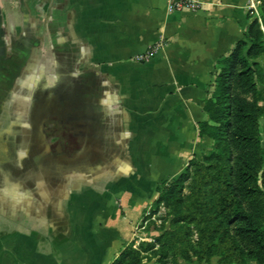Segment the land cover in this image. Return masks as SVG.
Listing matches in <instances>:
<instances>
[{
	"label": "crops",
	"instance_id": "obj_1",
	"mask_svg": "<svg viewBox=\"0 0 264 264\" xmlns=\"http://www.w3.org/2000/svg\"><path fill=\"white\" fill-rule=\"evenodd\" d=\"M198 1L0 0V264H112L203 153L218 60L259 0Z\"/></svg>",
	"mask_w": 264,
	"mask_h": 264
},
{
	"label": "trees",
	"instance_id": "obj_2",
	"mask_svg": "<svg viewBox=\"0 0 264 264\" xmlns=\"http://www.w3.org/2000/svg\"><path fill=\"white\" fill-rule=\"evenodd\" d=\"M262 11L264 15V7ZM244 36L218 60L214 90L204 103L207 119L198 123L200 136L214 143L202 159L193 157L155 200V206L166 202L174 216L173 228L156 240L163 250L175 245L188 264H209L213 257L219 264H264V105L259 102L264 90L257 83L264 72L259 61L264 58V31L256 15ZM193 228L199 235L195 244L189 240ZM155 246L143 244L146 251ZM112 264H144L141 250L129 244Z\"/></svg>",
	"mask_w": 264,
	"mask_h": 264
},
{
	"label": "rangeland",
	"instance_id": "obj_3",
	"mask_svg": "<svg viewBox=\"0 0 264 264\" xmlns=\"http://www.w3.org/2000/svg\"><path fill=\"white\" fill-rule=\"evenodd\" d=\"M263 7H264L263 2L259 0L258 6L256 8V11L258 13L255 12V15L259 19L261 23V28L264 31V15L262 11ZM259 61L264 65V58L259 59ZM263 71H264V66H263ZM262 74H263L262 78L259 79L257 83H258V88L264 90V72ZM248 99H252V96L248 95ZM259 102L260 104L264 105V100H260ZM260 132H261V142H262V145L264 146V116L260 119ZM213 143L214 141L211 138H209L206 149L203 151L202 154H200L198 159H202L204 153H206L211 148ZM172 178L167 179L165 183L162 182L160 184V186L158 187V197L161 193L160 189L167 188ZM189 194H190V183L188 182L186 183V186L183 192V197L185 198V202L189 201L188 200ZM209 195H210L209 199L212 202L215 201V195L212 193H210ZM150 200H147V203H149ZM147 210H151L152 213L148 217L150 221L146 225L144 224V222L143 223L141 222L144 219V216ZM173 219H174V216L171 213V208L168 204H166V202H162L158 206H155V201H154L143 211L141 217L134 225V228H133V238L134 239L132 243L130 244H132V247L134 249L141 250V257H142V261L144 264H157L158 261L164 262L165 264H188L179 255V253L177 252L175 248V245L172 247L166 246L165 247L166 251H165L160 246V243L156 240L157 236H160L161 234H163L164 231H169L173 228L174 226ZM218 220H223V219L218 217ZM141 224H144L145 227L142 230L137 232L136 228L137 227L142 228ZM136 233L138 234L136 235ZM198 238H199V235L194 229L191 236L189 237V240L192 244H195ZM145 243H155L156 246L154 247L153 250L146 251L143 247V244Z\"/></svg>",
	"mask_w": 264,
	"mask_h": 264
},
{
	"label": "built area",
	"instance_id": "obj_4",
	"mask_svg": "<svg viewBox=\"0 0 264 264\" xmlns=\"http://www.w3.org/2000/svg\"><path fill=\"white\" fill-rule=\"evenodd\" d=\"M171 9L173 10H184V9H189L192 11H196L201 7V3L198 0H171V4H170ZM253 10H255L256 13H258L256 11V8L253 6L252 7ZM161 42L155 44L154 46H152L151 48L147 49L146 51L138 54L136 56V59L138 61H147L151 58H153L155 56V54L157 53V50L160 48L161 46ZM152 211L151 210H147V212L145 213L144 219L142 220L141 223L144 222V224H148L150 219L148 218L151 215ZM144 224H141L142 228L137 227L136 231H140L142 230L145 226ZM138 233H136L137 235Z\"/></svg>",
	"mask_w": 264,
	"mask_h": 264
}]
</instances>
